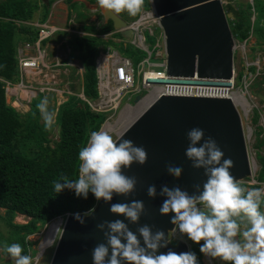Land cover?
Instances as JSON below:
<instances>
[{"label":"water","instance_id":"1","mask_svg":"<svg viewBox=\"0 0 264 264\" xmlns=\"http://www.w3.org/2000/svg\"><path fill=\"white\" fill-rule=\"evenodd\" d=\"M151 3L160 17L165 35L166 71L169 75L196 74L198 77L221 79L233 76L234 40L228 20L234 16L221 0H151ZM101 12L104 21H111L113 30L120 31L122 38H133V31L125 29L127 21L119 14L104 9ZM140 98L136 96L134 101ZM104 124L105 121L99 130ZM193 127L204 130V139L214 138L224 152L223 158L233 160L230 172L237 180L251 176L241 116L230 98L160 94L116 138L119 140L123 133L122 139H131L147 151L145 164L133 163L123 169L126 175L137 178L136 191L127 197L114 195L108 202L97 200L91 215L79 213L84 223L75 219V213H67L49 264H93L92 251L97 244L106 243L104 233L108 231L107 226L101 230L97 225L115 219L123 220L129 230L136 233L141 246L144 245L139 227L148 224L152 226L153 233L163 230L167 247H161L157 254L169 250L177 253L190 251V244L186 241L178 240L175 244L170 241L169 236L177 226L171 223L174 213L161 214L159 209L166 199L160 195L162 185L170 188L180 186L190 195H199L203 191L207 180L204 169L194 168L193 162L185 155L189 144L187 132ZM169 163L182 167L183 172L178 179L168 174L166 166ZM152 184L157 188L154 198L147 195V188ZM132 200H141L145 206L138 222H130L125 216L110 212L112 203H130ZM121 264L127 262L121 261Z\"/></svg>","mask_w":264,"mask_h":264},{"label":"clouds","instance_id":"2","mask_svg":"<svg viewBox=\"0 0 264 264\" xmlns=\"http://www.w3.org/2000/svg\"><path fill=\"white\" fill-rule=\"evenodd\" d=\"M98 5L116 15L127 11L136 16L141 12L145 0H97ZM254 14V13H253ZM47 98L37 104L45 127L51 129L55 113L47 109ZM204 130L193 127L187 132L189 144L185 155L193 162L194 168H203L207 176L203 191L199 195H190L180 186L160 188V195L165 196L159 211L161 214L174 213L171 223L177 225L179 233L200 245V252L206 257L219 259L224 264H264V213L260 211L264 187L250 190L242 187L230 169L234 166L231 158H223L224 152L216 140L209 136L204 139ZM119 140L103 129L91 132L87 144L78 152L79 176L69 179L61 175L54 188L60 192L65 188L87 198L89 192L97 200L111 201L114 195L129 196L136 191L137 178L128 176L123 169L133 163L143 165L148 154L143 146H137L131 139ZM203 140V143H200ZM119 141V142H118ZM199 145V146H197ZM169 175L179 178L182 167L169 163L166 166ZM61 181H63L61 183ZM193 187H199L194 185ZM147 195L154 198L157 188L154 184L147 188ZM202 205L203 208L198 207ZM145 206L141 200L130 203L119 202L110 205V212L123 215L130 222H138ZM93 210L84 213L91 215ZM246 218L248 226L241 230V224L234 217ZM75 219L84 223L79 213ZM106 243L97 244L92 251L93 264H199L195 252L177 253L169 250L157 254L161 247H167V238L163 230L152 232V226L144 224L138 228L141 240L129 230L121 219L105 220L97 225L103 230ZM239 237V238H238ZM203 241V244L200 242ZM55 239L45 242L46 246L55 244ZM5 252L15 260V264H32V257L22 255L19 243L4 245ZM110 252V255H109ZM107 258V259H106Z\"/></svg>","mask_w":264,"mask_h":264},{"label":"trees","instance_id":"3","mask_svg":"<svg viewBox=\"0 0 264 264\" xmlns=\"http://www.w3.org/2000/svg\"><path fill=\"white\" fill-rule=\"evenodd\" d=\"M53 1L55 0H48L49 3L43 5L40 21L47 18L49 4ZM70 1L69 4L72 6L73 3ZM38 7L37 2L33 0H0V208L4 209L2 218L12 241L20 243L23 247L26 243L25 237L33 234L38 224L48 223L67 213H85L97 202L91 192L85 199L67 188L56 192L54 184L60 180L61 175L69 179L78 178L80 163L78 152L89 141L91 132L99 131L106 118L104 114L92 111L82 99L72 97L58 110L56 119L59 126L58 139L53 145H40L37 153L28 154L24 151L23 139L31 138L25 132L26 127L36 130L41 123L37 108L39 101L33 102L31 113L27 117L6 102L3 86L4 81H17L18 67L15 58L17 40L20 38L32 40L35 37L34 28L18 22L30 20ZM225 7L228 12L233 13L234 17L228 20V24L231 32L239 40H246L251 33L258 35V23L264 21V0L255 3L253 10L251 6L242 8L227 4ZM252 13L255 14L253 21ZM110 30H113L111 21L104 22L99 27L102 33ZM117 36L120 37V34ZM73 43L76 53H71L70 58H76L81 62L83 94L88 99H94L97 96L94 58L99 46H108L111 42L94 36H73ZM118 49L132 61L136 60L133 56L139 58V54L142 53L137 49L135 52L132 47L122 42ZM252 69L249 67V72H252ZM241 77L238 74L237 79L240 81ZM261 160L262 168L257 179L264 181V156ZM263 208L264 197L261 198V212ZM17 214L27 216L28 220L25 223L14 222ZM234 219L241 225L248 226L242 215ZM185 238L190 244V251L196 253L199 264H204L203 254L199 250L200 245L187 236ZM200 244H203V241Z\"/></svg>","mask_w":264,"mask_h":264},{"label":"built area","instance_id":"4","mask_svg":"<svg viewBox=\"0 0 264 264\" xmlns=\"http://www.w3.org/2000/svg\"><path fill=\"white\" fill-rule=\"evenodd\" d=\"M65 1L58 0L53 7L56 9L60 3ZM146 1L148 2L147 9L143 8L134 20L127 22L125 27L133 31V38H123L133 48L146 55L134 65L129 57L121 54L115 47L105 46L98 49L94 58L97 96L94 99H88L84 96L83 89L81 93V99L92 111L104 115L106 113L115 114L121 107L123 109L129 106L128 103L136 105L148 95H153V99L160 94L207 98H229L235 93L245 95L243 88L246 90L249 81L246 78L242 82L241 78L238 85L234 72L230 79L198 77L196 74L193 76L169 75L166 71L167 53L160 17L155 12L151 0ZM61 9V13L57 14L54 11L44 21L18 22V24L34 28L35 37L32 40L20 41L16 46L18 77L16 82L4 81L6 97L11 96L14 90L26 92L27 102L38 94L70 93L67 86L68 81L62 86L59 85L60 75H66L73 68L76 74L82 76V66L70 60V34L79 33L73 29L78 26L77 15L72 13L70 16L71 12L66 11L65 5ZM144 32L152 38L151 43H147ZM58 34L62 36L52 46L57 48V52H53L49 43L55 42ZM114 34H120V31L113 30L110 35ZM39 77H43V80H37ZM145 91L147 93L143 95ZM136 96L141 98L137 102H130ZM124 98H127V104L123 103ZM122 103L125 105L123 106ZM9 104L13 106L12 103ZM235 106L239 110L237 106L240 105ZM65 215L55 218L59 221V226L54 239L57 233H60Z\"/></svg>","mask_w":264,"mask_h":264},{"label":"rangeland","instance_id":"5","mask_svg":"<svg viewBox=\"0 0 264 264\" xmlns=\"http://www.w3.org/2000/svg\"><path fill=\"white\" fill-rule=\"evenodd\" d=\"M33 1H36L39 7L34 11L32 18L28 21L40 20L43 13V5L49 3L48 0H33ZM57 1L58 0H55L49 4V13L47 18H49V16H51L54 11H56L57 14L61 13L62 12L61 8L64 5L67 7L66 11L71 12L69 14L70 16L72 13H75L77 15L76 22L78 26L73 27V29L79 31V33L70 34L71 36L70 53H76L74 51L73 36H78V37L94 36L104 41H110L111 43L108 46H112L117 49L121 42L129 45L128 41L118 37L117 34L110 35L113 32V30H110L106 33H102L99 31L100 25L103 24L105 21L103 19L101 12L102 8L98 5L97 0H71L70 2L73 3L72 6L69 4V0H66L63 3H60L55 9L53 6ZM260 1L261 0H252V4H251V0H222V4L224 7L227 4H234L235 6L237 5L242 8L251 6L252 9L253 5ZM225 2H227V4ZM146 5L148 7V2H146L145 0L143 8L147 9V7H145ZM138 15L139 13L136 16H131L128 14L127 11H124L119 14V16L127 22L134 20ZM254 19H255V14L252 13L251 21H253ZM258 29H259L258 30L259 33L257 36L251 33L246 40H239L236 37V35L231 32L234 40L233 41L234 74L236 77L238 74L241 75L242 82L243 79L246 78L248 79L249 83L247 84V88L246 90L243 88V91L245 93L244 96L252 104L251 110L248 111L247 113H245L240 106H237L241 116L248 156L251 162L252 174L249 178L242 180V184L244 185L243 187L248 190H250L253 187H264V181H259L257 179L258 173L262 168L261 158L264 156V21L258 23ZM144 35L146 37L147 43H151L152 40L150 39V37H148L147 32H144ZM59 39L60 37H56L55 40L58 41ZM113 44H116L117 46ZM129 46L132 47L131 45ZM102 47L105 46L104 45L99 46L98 49ZM133 49L135 50V52H137L135 48ZM118 50L120 51V49ZM145 55L146 54L141 53L139 54L140 56L139 58L137 56H133V59L135 58L136 60H139ZM136 60H133L134 65L137 62ZM249 67L253 68L251 70L252 72H249ZM60 78H59L60 79L59 85L61 86L63 83L68 81L67 86L70 93L62 92L58 94L51 92L49 95H46L48 101L47 109L50 113H55L54 123L51 129L46 128L45 121L40 112L38 117L39 120H42L43 123H40L38 125L39 126L38 129L32 130L26 127L25 132H27L31 136V138L23 139L25 143L23 149L28 154L39 152L40 145H45V144H49L51 146L53 145V142L58 139L59 126L58 123L56 122V119L59 108L62 105L68 103L72 97L81 99V93H82L81 76L75 73V69H72L71 72L67 73L66 75L61 74ZM237 84H240L239 78L237 79ZM61 86L59 87L62 89ZM146 93H147L146 91L143 92V95H145ZM20 94L22 96L21 99L26 100L25 99L26 92L21 91ZM134 99L135 97H133L130 100V102H133ZM6 101L10 103L8 99H6ZM126 101L127 98H124L123 103L127 104ZM125 104H123V106ZM128 104L131 107L136 106L133 103H128ZM24 106L25 108L23 109V107H21L20 105L15 104V107L17 109L20 108L19 111L20 113L25 112L24 114L27 117H29V114L31 113V106L30 105L28 106L24 105ZM121 110L122 107L117 112H115V114L112 113L105 114L106 119L103 127L106 124L113 127V129L107 131L114 137V139H116L117 135L127 126L125 124L116 123L120 114L119 112ZM198 207L203 208L202 205H198ZM262 212L264 213V208L262 209ZM3 215H4V209L0 208V264H15V260L12 259L4 250L5 244L10 245L15 242L12 241L8 229L3 222V218H2ZM27 220H28L27 216H23L20 214H17L16 217L14 218V222L16 223H25ZM56 220L57 219H53L50 222ZM244 220L245 222H247L246 218ZM50 222L45 224H38V228L36 229V231L33 234L25 237L24 239V243L26 241L25 247H23V245L19 243L23 249L22 255L31 256L32 264H49L50 262L55 244L52 246H46L42 248V243L45 239L46 231L49 228ZM244 228H246V225L245 224L241 225V230H243ZM58 236H59V232L55 237V241L57 240ZM169 239L173 244H175L178 240L186 241L189 244L185 236L179 233L177 226L174 229V231L170 234ZM202 261L204 264H224L223 261L219 259H212L210 257H206L204 254L202 256Z\"/></svg>","mask_w":264,"mask_h":264},{"label":"bare ground","instance_id":"6","mask_svg":"<svg viewBox=\"0 0 264 264\" xmlns=\"http://www.w3.org/2000/svg\"><path fill=\"white\" fill-rule=\"evenodd\" d=\"M229 98L232 99L235 105H240L245 113L250 111L252 108V104L248 101V99L244 96L243 93H235L233 96L230 95ZM152 99H153V95H148L140 102H138L134 107L125 106L119 112L120 114L116 123H121L125 125L130 124L143 111V109L152 101ZM111 129H113V127L109 126L108 124H106L103 127V130L105 131L107 130L110 131ZM58 226H59V221L50 222L49 228L46 231L45 239L42 243V248L46 247L45 242H47L49 239H54Z\"/></svg>","mask_w":264,"mask_h":264},{"label":"crops","instance_id":"7","mask_svg":"<svg viewBox=\"0 0 264 264\" xmlns=\"http://www.w3.org/2000/svg\"><path fill=\"white\" fill-rule=\"evenodd\" d=\"M59 36L58 37H60V36H62V34H58ZM65 35V34H64ZM20 41H23V39H19V40H17V44L20 42ZM55 43H57V40H55V42H50L49 43V46H50V48H51V50H53V52H57V48H54V47H52L53 45H55ZM70 60L71 61H74V62H76L77 64H79L80 66H82L81 65V62L78 60V59H76V58H70ZM73 68H71V70H72ZM82 70H83V68H82ZM37 80H43V77H39ZM81 86H82V76H81ZM23 92V91H22ZM21 91H19V90H14L13 92H12V95L11 96H9L8 98L6 97V99H8L9 100V102L10 103H12L13 104V108H15V104L16 105H18L17 103H19V105L21 106V107H23V109L25 108V106L24 105H26V106H28V105H30L31 106V108H32V104H33V102L36 100V101H39V103H40V101H43L47 96L46 95H49V94H38L37 96H35V97H33L32 99H31V101L30 102H27L26 100H23V99H21ZM39 95H41V97L39 96ZM28 97L27 96H25V99H27ZM7 103H8V101H6ZM9 104V103H8ZM15 110L16 111H20V108H15ZM20 113V112H19ZM25 112H22V113H20V114H24ZM39 114H40V110H39ZM39 118V117H38ZM39 122H41V123H43L42 122V120H39Z\"/></svg>","mask_w":264,"mask_h":264}]
</instances>
